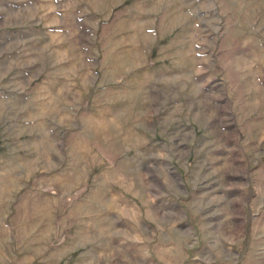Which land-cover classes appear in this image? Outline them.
Masks as SVG:
<instances>
[{
  "label": "rangeland",
  "instance_id": "rangeland-1",
  "mask_svg": "<svg viewBox=\"0 0 264 264\" xmlns=\"http://www.w3.org/2000/svg\"><path fill=\"white\" fill-rule=\"evenodd\" d=\"M0 264H264V0H0Z\"/></svg>",
  "mask_w": 264,
  "mask_h": 264
}]
</instances>
